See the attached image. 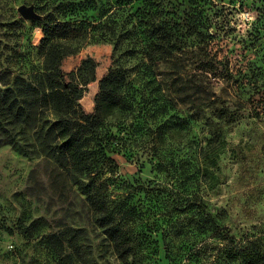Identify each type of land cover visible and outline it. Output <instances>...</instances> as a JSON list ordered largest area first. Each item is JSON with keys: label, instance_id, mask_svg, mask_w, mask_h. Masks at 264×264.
I'll list each match as a JSON object with an SVG mask.
<instances>
[{"label": "rangeland", "instance_id": "374dc122", "mask_svg": "<svg viewBox=\"0 0 264 264\" xmlns=\"http://www.w3.org/2000/svg\"><path fill=\"white\" fill-rule=\"evenodd\" d=\"M171 2V15L189 36L184 100L172 87L162 92L167 102L159 123L147 116L141 137L127 139L138 158L115 155L118 172L134 185L128 195L137 212L131 257L117 256L84 194L54 173L55 162L38 148L32 130L22 134L17 122L1 115L0 264H244L240 247L264 237V0ZM20 4L33 5L38 15L22 16ZM47 8L44 0H0V95L11 75L39 65ZM87 12L95 18L98 10ZM188 14L199 20L191 34ZM112 48L109 41L89 40L61 61L67 71L86 57L96 61V79L79 99L86 111ZM196 61L216 67L199 77L203 83L209 77L218 100L234 111L231 122L209 109L195 114ZM6 133L25 139L31 154L17 150Z\"/></svg>", "mask_w": 264, "mask_h": 264}, {"label": "trees", "instance_id": "16d2710c", "mask_svg": "<svg viewBox=\"0 0 264 264\" xmlns=\"http://www.w3.org/2000/svg\"><path fill=\"white\" fill-rule=\"evenodd\" d=\"M44 6L49 12L38 46L41 60L26 75L9 72L0 95V117L12 118L22 134L32 130L38 148L55 162L54 173L84 194L97 222L109 233L117 256L126 261L131 257L130 226L137 212L128 198L134 185L118 172L115 155L138 158L127 139L141 137L147 116L159 123L167 102L162 92L171 87L177 96L185 92L182 80L188 70L183 51L189 36L183 35L171 15V0H44ZM90 9L98 10L95 18L87 15ZM198 25L197 18L186 15V32L197 31ZM89 40L109 41L113 48L110 64L98 80L92 110L86 111L79 99L96 79V61L86 57L68 71L62 69L61 61ZM193 68L195 114L209 109L231 122L234 111L218 100L209 77L206 83L199 77L215 73L216 67L196 61ZM155 128L157 137L159 124ZM5 136L17 150L31 154L25 139ZM239 255L244 264H264V237L248 240Z\"/></svg>", "mask_w": 264, "mask_h": 264}, {"label": "water", "instance_id": "95a60500", "mask_svg": "<svg viewBox=\"0 0 264 264\" xmlns=\"http://www.w3.org/2000/svg\"><path fill=\"white\" fill-rule=\"evenodd\" d=\"M18 11L21 13L22 16L26 18H33L36 17L38 14L34 10L33 5H26V4H20L17 7Z\"/></svg>", "mask_w": 264, "mask_h": 264}]
</instances>
